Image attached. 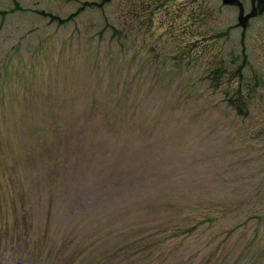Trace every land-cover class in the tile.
<instances>
[{
    "label": "rangeland",
    "instance_id": "374dc122",
    "mask_svg": "<svg viewBox=\"0 0 264 264\" xmlns=\"http://www.w3.org/2000/svg\"><path fill=\"white\" fill-rule=\"evenodd\" d=\"M0 264H264V0H0Z\"/></svg>",
    "mask_w": 264,
    "mask_h": 264
}]
</instances>
